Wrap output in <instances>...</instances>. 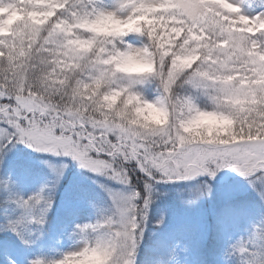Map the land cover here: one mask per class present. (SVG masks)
Returning a JSON list of instances; mask_svg holds the SVG:
<instances>
[{
    "label": "snow or ice",
    "instance_id": "1",
    "mask_svg": "<svg viewBox=\"0 0 264 264\" xmlns=\"http://www.w3.org/2000/svg\"><path fill=\"white\" fill-rule=\"evenodd\" d=\"M104 20L118 29L99 30ZM130 34L145 37L144 46L126 43ZM126 59L143 67L124 71L119 62ZM146 77L159 82L155 101L135 90ZM199 96L207 106L196 103ZM149 107L159 115L147 118ZM201 117L226 120L231 130L194 127ZM17 145L132 189H105L116 217L80 230L106 233L53 264L91 252L105 264H137L159 182L215 179L230 169L264 206V11L246 14L236 0H116L112 7L102 0H0V166ZM44 163L57 182L68 168L63 160ZM211 192L205 183L195 195ZM251 244V264H264V229Z\"/></svg>",
    "mask_w": 264,
    "mask_h": 264
},
{
    "label": "rangeland",
    "instance_id": "2",
    "mask_svg": "<svg viewBox=\"0 0 264 264\" xmlns=\"http://www.w3.org/2000/svg\"><path fill=\"white\" fill-rule=\"evenodd\" d=\"M256 1L236 0L243 5L246 14L264 11V2ZM102 2L112 7L116 0ZM125 39L136 48L143 47L146 42V38L139 34H130ZM151 78H144L143 83L134 87L145 99L155 101L161 91ZM196 103L203 108L209 102L206 97L199 96ZM45 159L57 166L62 160L68 163L59 182L48 164L44 163ZM101 184L105 187L101 188ZM203 185L199 181H187L176 194H165L162 199L171 203L162 202L166 209L160 215H157L156 208L158 196L153 191L148 223L139 246L147 247L158 237L174 238L169 240L174 244L168 252L165 249L167 244L163 246L156 264H251L255 251L251 241L257 231L264 229V206L238 174L226 177L221 184H210L211 195L197 198L195 190ZM105 189L125 195L132 190L106 176L81 168L76 161L45 156L24 145H17L0 166V195L10 198L15 206L13 240L5 243L4 250L0 251V264H32L36 260L53 264L65 254L82 248L86 238L94 240L97 235L106 233V228L96 232L80 230L85 225L103 224L106 218L116 217V203ZM234 196L253 200L254 206L247 209V218L225 226L219 217L228 211V207H234L232 200L238 202L232 198ZM37 197H40L39 202ZM48 200L52 202L50 208L47 207ZM161 217L164 218L163 223L157 224ZM212 220L218 221L217 226L225 229V236L220 238L218 233L210 239ZM242 247L247 248V252H242ZM206 250L211 254V262L204 261L202 254ZM141 255L137 253V264H144L145 257L142 261Z\"/></svg>",
    "mask_w": 264,
    "mask_h": 264
},
{
    "label": "trees",
    "instance_id": "3",
    "mask_svg": "<svg viewBox=\"0 0 264 264\" xmlns=\"http://www.w3.org/2000/svg\"><path fill=\"white\" fill-rule=\"evenodd\" d=\"M256 2L262 3V2H264V0H258ZM151 79L154 80V82L159 85V82L156 78L153 77ZM180 91L182 94L184 93L183 89H181ZM234 174H237V173H235L234 171H232L230 169H223L217 173V176L215 179H209L205 175V176L198 177L194 180H188V181H190V182L191 181H199L203 184L209 183V184L218 185V184L225 182L226 177H229V176L234 175ZM185 184H187V181L159 182V183L154 184L153 191L156 194V196H158L157 199L159 200V205L156 207L158 210L157 215H160L161 211L163 209H166L165 206H163V203H162L163 201L168 203V204L171 203L170 200H168V199H162L165 197V194H167V193L176 194V191L179 189H182V187H184ZM236 201H238V202L234 203L235 201L232 200L231 204L234 207H232V205H231L232 208L228 207V211H225V213H223V215L221 217H219V218H221V220H223L222 223L225 226L236 223L238 221V219H240V218H247L248 217L246 215L247 209L254 206L253 200H250V199L238 198V199H236ZM240 201H243L244 203H240ZM13 203L14 202L10 198H6V197L3 198L0 195V251L4 250L3 246L5 243H8V241L13 240L12 239L13 238L12 232L15 229V227H14L15 226V224H14L15 206H13ZM232 218H237V219H232ZM213 222L214 223H211L210 239L212 240L213 234H216V236H217V234L220 233L221 234L220 238L222 236H225V234L227 233L225 231V229L222 227L219 228L217 226L218 221L216 223H215V221H213ZM172 238H170V239H172ZM170 239L158 237V240L156 239L155 242L151 243L147 247L139 246L137 249V253L138 254L142 253V255H141L142 261H143V257H145L144 264H156V262L159 261V259L161 257V253H162L161 249L163 248V246L167 244L165 246V249H166V252H168L171 245L174 244V242L170 243V241H169ZM161 240L164 241L163 245H161L159 243V241H161ZM140 248H141V250H140ZM169 252L172 253L171 251H169ZM202 256H204V261H206V262H207V260L208 261L211 260L210 259L211 254H208V251L203 252Z\"/></svg>",
    "mask_w": 264,
    "mask_h": 264
},
{
    "label": "clouds",
    "instance_id": "4",
    "mask_svg": "<svg viewBox=\"0 0 264 264\" xmlns=\"http://www.w3.org/2000/svg\"><path fill=\"white\" fill-rule=\"evenodd\" d=\"M96 27L101 31H115L118 29V26L109 20L101 21ZM119 63L124 71H137L143 67L137 61L130 59L120 61ZM144 112L147 118H155L159 115L150 107L146 108ZM201 125L210 134L228 133L231 130L230 123L221 118L201 117L194 122L193 126L200 127ZM65 264H105V258L97 252L84 253L82 255L69 256Z\"/></svg>",
    "mask_w": 264,
    "mask_h": 264
}]
</instances>
